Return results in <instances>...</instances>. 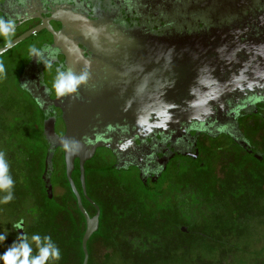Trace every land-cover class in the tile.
<instances>
[{
	"label": "rangeland",
	"instance_id": "1",
	"mask_svg": "<svg viewBox=\"0 0 264 264\" xmlns=\"http://www.w3.org/2000/svg\"><path fill=\"white\" fill-rule=\"evenodd\" d=\"M15 51L0 60L11 67L8 60ZM15 73L16 68L0 75V152L14 181V199L0 203V222L12 230L23 206L31 237L39 235L43 244L50 236L60 250L61 258L47 264H83L85 221L67 182L64 157L51 158L53 200L41 178L48 154L39 110L2 82L8 77L13 83ZM239 126L256 157L233 136L202 135L199 161H173L149 188L136 170L105 166V154L93 160L88 194L101 210V224L87 245L88 264H264V110L241 119ZM18 166L24 184L14 175ZM153 191L160 200L148 198ZM7 194L0 191V199ZM183 227L188 232L182 233Z\"/></svg>",
	"mask_w": 264,
	"mask_h": 264
},
{
	"label": "flooded vegetation",
	"instance_id": "2",
	"mask_svg": "<svg viewBox=\"0 0 264 264\" xmlns=\"http://www.w3.org/2000/svg\"><path fill=\"white\" fill-rule=\"evenodd\" d=\"M254 13L259 14L264 24V0H25L24 4L19 0H0V16L15 21L12 41L34 31L32 36L11 49L17 50L8 60L11 65L9 69L16 68L15 81L11 85L38 108L42 135L52 159L62 155V165L66 170L65 153L59 142L65 136L69 123L78 122V135L87 133L94 136L101 132H114L110 134L111 148H98L94 157L85 163L87 196L80 180V160L75 161L72 178L82 205L91 218L97 214L98 205L88 194L89 164L100 154L109 158L105 166H113L119 172L136 170L149 188L173 161L188 159V154L196 152L198 157L190 158L192 162L196 159L199 161V140L202 135L212 139L222 135L230 138L234 136L233 127L230 126L225 129L226 133L216 137L193 130L188 136H181L180 133L165 135V132L160 131L152 138H144L149 134L139 132L138 136L137 131L132 132L128 128L129 124L125 123L130 118L138 117L133 116V112L141 106L138 102L148 104L156 99L161 103L170 100L171 89L164 70L171 56L169 51H163L165 46H169L170 42L195 38L208 28L230 27ZM30 46H35L43 55H32ZM3 47L5 39L0 36V49ZM71 57L77 64L72 67L73 62L70 61V68L77 74L87 68L89 79L86 84L79 86L76 93L57 98L52 89L56 69L63 66L62 70L67 71V61ZM46 61L51 62V68H46ZM43 90L48 96L46 103L43 101ZM39 100L43 101V109ZM262 110L264 104L257 103L254 108L241 113L238 123ZM52 123L55 135L50 133L49 126ZM120 130L132 137V145L126 150L119 147L128 140L117 136L122 133ZM244 150L250 152L249 148ZM249 154L253 156L254 153ZM14 170L18 182L24 184L22 168L18 166ZM45 172L46 166L41 178ZM50 173H47V178ZM53 179L54 173L50 177L52 193ZM68 185L78 208L77 198L69 182ZM49 198L54 200L53 195ZM89 207L95 210V214H90ZM15 217L17 220L13 225L23 220L22 228L12 227L10 230L0 222V235L7 236V240L0 241V254L21 234H26L30 246H35L30 235L33 233L29 232L32 229L25 224L23 206L18 207ZM84 221L86 232L85 218ZM100 224L101 212L97 233ZM36 255L38 253L32 250V256ZM0 264H4L3 260H0Z\"/></svg>",
	"mask_w": 264,
	"mask_h": 264
},
{
	"label": "water",
	"instance_id": "3",
	"mask_svg": "<svg viewBox=\"0 0 264 264\" xmlns=\"http://www.w3.org/2000/svg\"><path fill=\"white\" fill-rule=\"evenodd\" d=\"M34 34V31L27 32L12 41L14 48L24 40ZM57 41H59L56 35ZM162 44V43H161ZM5 47L0 49V53L5 54ZM162 49V47H160ZM163 51H169V65L164 70L171 89L170 100L163 103L155 100L152 103L138 102L141 104L138 110L133 112V116H140L146 121V126L141 127L137 120L130 118L125 125L129 124V130L140 133H148L144 138H152L160 131L172 135L180 133L181 136H188L195 130L200 133H208L216 137L221 133V127H233L234 138L238 141L237 129L239 128L238 118L241 113L250 108H254L257 103L264 104V24L259 14H253L248 18H243L240 22L234 23L230 27L219 29L208 28L195 38H185L182 41L170 42ZM2 54V55H3ZM1 56V55H0ZM73 62V65L71 62ZM68 68L75 66L77 61L68 58ZM161 67V64L159 65ZM164 80V78H163ZM166 81V80H164ZM228 95L226 101L225 96ZM43 101H48L47 93L43 90ZM43 101L39 100V105L43 106ZM145 104V105H144ZM175 107H168V105ZM167 108L172 119L168 121L167 130L153 127L152 132H147V125H155L162 117L160 112ZM43 109V108H42ZM76 123L67 124V132L62 139H75L80 143V149L73 153H65L66 175L74 195L77 198L79 211L84 216L87 229L82 240L84 253L83 264H88L89 253L87 249L88 241L97 232L99 227L100 209L96 207L97 214L91 218L82 205L81 197L72 178L75 169V161L80 160V180L83 192L87 196L85 186V163L91 160L98 148H111V136L114 132H101L90 136L89 134L78 135ZM85 124V123H82ZM102 125L100 127L102 128ZM47 123L45 124V129ZM77 127V128H76ZM50 133L55 135L53 123L49 126ZM206 129V130H202ZM115 132L117 131L114 128ZM122 132V130H120ZM128 131V130H127ZM140 132V133H139ZM128 134V133H126ZM124 132L119 137L132 139ZM158 135V134H157ZM144 136V135H142ZM141 136V137H142ZM244 137V136H243ZM245 138V137H244ZM246 140V139H245ZM59 146H62V142ZM242 147L249 148L251 154L256 156L252 146L243 141ZM198 152L188 154L187 157H198ZM52 153H48V166L44 184L49 196L52 194L50 177L53 167L51 164ZM51 172L49 177L46 175ZM183 233L187 228L181 229Z\"/></svg>",
	"mask_w": 264,
	"mask_h": 264
},
{
	"label": "clouds",
	"instance_id": "4",
	"mask_svg": "<svg viewBox=\"0 0 264 264\" xmlns=\"http://www.w3.org/2000/svg\"><path fill=\"white\" fill-rule=\"evenodd\" d=\"M21 4L25 3V0H19ZM15 34V21L12 19H5L0 17V36L5 39V51L13 47L12 36ZM48 49L46 48L45 51ZM29 51L34 56H42L41 53L35 46H30ZM3 53H0L2 55ZM46 68H51V62L46 61ZM63 66L56 69V77L52 84V89L55 92L57 98L65 97L66 95L76 93L78 88L82 84H86L89 79V71L85 68L80 74L73 71L72 68H68L67 71L62 70ZM5 74V67L3 60H0V75ZM46 91L51 92V90L46 89ZM168 107H175V105H168ZM159 115L162 119L155 125H147V132L151 133L153 127L163 128L167 130L168 121L172 119L171 115L168 113L167 108L160 112ZM137 123L143 128L146 126V121L143 118L137 120ZM226 127V126H225ZM225 127L218 129L223 132ZM206 130V129H202ZM63 150L67 153H73L74 149L78 151L80 149L79 141L75 139H62ZM132 145V140L129 139L125 143L119 145L121 150H126ZM14 187V181L9 175V165L6 162L4 152H0V191L7 192L0 203L8 204L13 199L12 188ZM23 220L19 221L14 228H22ZM7 240L6 235H0V241ZM32 240L37 244L39 253L36 256H32V248L28 242L26 234H21L16 240L7 248V250L0 254V260H3L4 264H47L51 260L58 261L61 258V253L59 248L52 243L51 237H44V243H41V237L39 235H33Z\"/></svg>",
	"mask_w": 264,
	"mask_h": 264
},
{
	"label": "trees",
	"instance_id": "5",
	"mask_svg": "<svg viewBox=\"0 0 264 264\" xmlns=\"http://www.w3.org/2000/svg\"><path fill=\"white\" fill-rule=\"evenodd\" d=\"M4 67H5V72H6V69H9L10 67L7 65V64H4ZM8 71H11V69H9ZM13 75V74H12ZM1 76H4V74L3 75H1ZM7 78V80L5 79V80H3L2 79V82H6V83H9L10 84V86H9V88H11L12 89V85H11V83H10V81L8 80V77H6ZM5 83V84H6ZM41 121V120H40ZM41 128H42V122H41ZM42 133H43V128H42ZM42 133H41V138H42V141H43V143L46 145V142H45V140H44V138H43V135H42ZM237 134L240 136V138H239V140L237 141L236 139H235V143L237 144V145H239L240 147H242L240 144L243 142V141H245L246 142V140H245V138L243 137V134H242V132H241V130H240V126H239V128L237 129ZM46 147H47V145H46ZM243 149H244V147H242ZM47 154H48V152H47ZM47 158V157H46ZM188 159L187 160H190V161H192V159L190 158V157H187ZM63 161H64V158H63ZM195 162L197 163L198 162V160L196 159L195 160ZM163 175H161L160 177H159V180L157 181V182H155V183H158L159 181H161L160 180V178L162 177ZM141 182H142V180H140ZM154 192V191H153ZM155 194H149V197L148 198H150V199H152V200H154V198H155V201H156V199L158 198V200H160V195L158 194V193H156V192H154ZM178 195V194H177ZM157 197V198H156ZM177 197V196H176ZM213 202H214V200H213ZM212 206H214V203H212ZM182 232V231H181ZM187 232H188V230H187ZM183 233V232H182ZM84 254V253H83Z\"/></svg>",
	"mask_w": 264,
	"mask_h": 264
}]
</instances>
